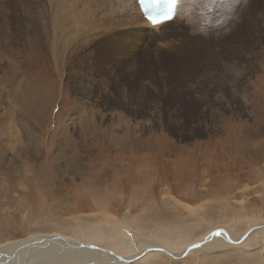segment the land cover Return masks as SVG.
I'll use <instances>...</instances> for the list:
<instances>
[{"label": "rangeland", "instance_id": "374dc122", "mask_svg": "<svg viewBox=\"0 0 264 264\" xmlns=\"http://www.w3.org/2000/svg\"><path fill=\"white\" fill-rule=\"evenodd\" d=\"M208 1L194 31L178 20L154 46L135 40L136 56L84 35L60 71L44 46H13L32 15L0 0L13 46L0 47V248L60 234L125 257L153 242L180 255L216 229L239 240L264 223V0ZM88 64L91 99L71 80L86 83ZM132 264H264V229Z\"/></svg>", "mask_w": 264, "mask_h": 264}, {"label": "bare ground", "instance_id": "6f19581e", "mask_svg": "<svg viewBox=\"0 0 264 264\" xmlns=\"http://www.w3.org/2000/svg\"><path fill=\"white\" fill-rule=\"evenodd\" d=\"M15 1L17 2V5L19 7L18 9L21 13L30 10L28 13L32 15L31 17L33 20L34 29L32 32L30 31L27 34L24 33L26 34L25 35L26 38L24 37L21 40V42H19L15 38L13 46L18 47L20 44L24 43L23 47H20L19 50L24 49V51L26 52L32 51L35 45L44 46L45 50L47 49L49 51L48 53L53 56L56 67L61 71L63 69L62 67L65 64H67L66 63L67 61L65 62L64 59L66 58V56L69 55L70 51L72 52L73 50L78 49L79 47L82 46V45L80 46L78 45L79 41L81 43L83 42L82 37L90 40V38H88L89 35L86 37L84 36L89 33H91V36L97 37L98 40L107 39L108 42L103 44V46L110 44L112 48L113 46L111 43H113L115 47L113 53L115 55L121 54L123 50L124 52H129L132 56H136L139 53V48L138 49L135 48L137 41L145 40L149 44L154 46L156 41L166 38L165 36L168 37V35L166 34L167 31L170 28H172L174 23L177 22L178 20H181L183 23L182 25H184L183 27L184 29H182L181 32L183 31L185 32L188 30L194 31L197 26V20L200 21L202 18V15L200 14L204 12L203 3L205 0H179V8L173 20L170 21L169 23H164L154 28H151L149 23L144 19V17H142V15L138 10L135 0H76L74 2L72 0H42L40 1V3L34 0H30L34 2H30L29 0H15ZM212 1H217V0H209L207 7ZM90 6L97 7V9L93 11ZM38 11H40V15ZM198 15H200L199 18ZM222 24L223 22L221 21L220 25L222 26ZM185 25L189 29L186 30ZM158 29L166 30L164 37L163 36L161 37L162 34L157 36ZM206 29L208 28L206 27ZM220 31L221 28L218 32ZM202 33L205 35H209L208 33H204V31H202ZM0 37H1L0 47L2 46L3 47L2 49L13 47L12 45L9 46V44L1 45V43L7 42V40H5L7 37H5L3 33L2 35H0ZM27 38H29L31 42L25 44L24 41H26ZM135 40L137 41L135 42ZM117 48H121V50ZM76 61L77 63H79L80 58L79 60L76 59ZM116 64L118 65L117 60H116ZM85 67H86V71H89L90 73V74L85 73L83 75V77L86 79V83L84 81L83 82L80 81V78L77 77L71 78V80H73L72 85L75 91L79 93L83 92L87 98L91 99L94 94L93 91L95 90L93 86H95V82H96L93 79V76L98 75L97 73L98 70H96L93 66H89V64L85 65ZM75 70L76 69L73 70V73H75ZM105 87H107L109 90L110 87L109 82ZM4 120L6 121V119ZM9 130L10 128L8 129V131ZM263 224H261L260 226H262ZM224 230H226L228 234L230 233L227 229ZM249 231L245 235H247ZM231 234L229 235L231 236ZM253 234L249 235V238ZM216 238H223L224 240H226L224 234L218 235ZM216 238H214L208 244L213 242ZM32 239L34 238H30L21 242L12 243L0 248V264H35V261H39L41 264H60L62 262H64L62 264H80V263L92 264L95 262L98 264L103 262L104 263L110 262L117 264H132V263L122 262L117 258L118 256H121L123 258L134 259L135 257H138L141 254L140 253L139 255L134 257H125L116 254L112 250H108L104 248H101L103 250L100 251L96 249H85L84 246H90V245H85L84 241L79 242L74 238L60 234H53L50 237L49 236L42 237L41 239L44 242L42 246L36 248L35 247L29 248L27 246L28 244L32 243L33 241ZM50 242L51 245L49 246ZM153 244H154L153 246L149 247L153 249L150 253L161 252L160 250L162 249L168 251L167 249L163 248L160 244H155V242H153ZM206 245H204L203 247H205ZM21 246L23 247L21 248V250L18 251V249ZM186 250L187 248L184 251ZM193 251L195 250H192L191 252ZM191 252L187 256H189ZM113 253L116 255H114ZM174 255L179 256L177 254ZM145 256L138 258L137 261H140V259L144 258ZM65 261H67V263H65Z\"/></svg>", "mask_w": 264, "mask_h": 264}, {"label": "water", "instance_id": "95a60500", "mask_svg": "<svg viewBox=\"0 0 264 264\" xmlns=\"http://www.w3.org/2000/svg\"><path fill=\"white\" fill-rule=\"evenodd\" d=\"M262 228H264V224L262 226H254L253 228H251V230L249 231V233L247 235H245L243 238L239 239V240H234L226 230L224 229H218V230H215L214 232H211L208 236H206L204 238L203 241L201 242H197L193 245H191L190 247L187 248L186 251H184L182 254H180L179 256H176L166 250H160L161 252H163L165 255H167L169 258L173 259V260H181L183 258H185L192 250H196V249H200L202 248L204 245L208 244L210 241H212L214 238H216L218 235H221V234H224L225 235V239L230 243V244H233V245H236V246H239V245H242L243 243H245L247 241V239L249 238V235L253 234V233H256L258 232L259 230H261ZM45 237V236H44ZM42 237H36L34 239H32V243L28 244L27 247L29 248H32V247H39V246H42L43 245V241L41 239ZM65 239V238H63ZM51 240V239H50ZM46 241V240H44ZM49 241V240H48ZM51 245V242L49 244V246ZM23 246H21L19 250H21ZM85 249H96V250H103L101 249L100 247H97V246H94V245H90V246H84ZM153 249L152 248H147L145 249L144 251H142V253L138 256V257H135L134 259H128V258H123L121 256H118L117 259H119L120 261L122 262H125V263H133V262H136L138 258L140 257H143L145 256L146 254L150 253ZM114 254V253H113ZM116 255V254H114ZM64 263V262H62ZM60 263V264H62ZM65 263H67V261H65Z\"/></svg>", "mask_w": 264, "mask_h": 264}, {"label": "snow or ice", "instance_id": "6c2138e0", "mask_svg": "<svg viewBox=\"0 0 264 264\" xmlns=\"http://www.w3.org/2000/svg\"><path fill=\"white\" fill-rule=\"evenodd\" d=\"M146 2H155V0H146ZM175 2L176 0H168L169 10H171V6L174 5ZM151 19L153 20L154 23L158 22L154 16L151 17Z\"/></svg>", "mask_w": 264, "mask_h": 264}]
</instances>
